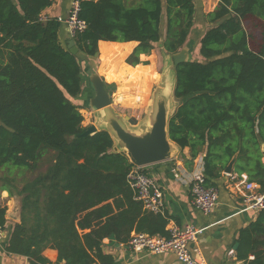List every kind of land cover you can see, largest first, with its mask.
<instances>
[{
  "label": "trees",
  "instance_id": "trees-1",
  "mask_svg": "<svg viewBox=\"0 0 264 264\" xmlns=\"http://www.w3.org/2000/svg\"><path fill=\"white\" fill-rule=\"evenodd\" d=\"M79 1L87 27L73 39L86 60L63 45L58 18L41 17L53 0H0V170H34L54 152L47 170L19 191L20 222L0 206L7 251L31 264H115L104 251L112 235L119 243L133 231L167 235V219L135 199L127 182L134 164L112 151L110 132L76 137L88 128L76 99L84 100L85 72L98 68L99 56L101 74L118 83L125 64L147 65L155 49L173 54L188 40L191 50L199 45L200 58L175 66L179 106L169 137L193 159L204 154L207 184L216 186L235 158L234 172L247 173L264 192V0H219L202 19L203 30L210 28L201 35L193 32L195 0ZM247 21L259 30L258 41ZM101 40L137 45L128 55L131 44L108 52L119 43L99 49ZM1 190L11 192L8 185ZM256 233L264 234V209L246 230V255L255 253L248 264H264Z\"/></svg>",
  "mask_w": 264,
  "mask_h": 264
},
{
  "label": "crops",
  "instance_id": "crops-1",
  "mask_svg": "<svg viewBox=\"0 0 264 264\" xmlns=\"http://www.w3.org/2000/svg\"><path fill=\"white\" fill-rule=\"evenodd\" d=\"M73 1L74 0H53L52 4L42 11L41 17L43 19L65 18L68 15ZM195 2L197 7L195 20L197 21L198 16L202 22L205 14L213 11L218 5L219 0H195ZM196 26L197 24L194 25L193 32L197 30L201 32L200 35L203 34V31L210 28L209 24L205 25V30H203V26ZM59 37L63 45L67 48L68 45L71 44V41L74 40L65 24H62L59 30ZM188 41L186 44H189ZM101 43H119L118 46H107L106 50L108 52L123 48L125 47L124 44H131V50L128 55L137 45L135 41L112 42L101 40L99 42V49ZM199 47L198 45L196 48L198 53ZM147 59L149 60L150 56L146 58V60ZM148 65L154 67L152 63ZM125 67L129 68V65L125 64L122 68ZM93 93L94 91L90 92L87 85L84 84L81 96H93ZM149 100L150 103L139 105L140 108L138 109L133 107L132 109L127 108L130 114L124 117L129 118L132 127L137 128L147 121L152 102L150 97L148 98V101ZM85 101L86 99L84 97V100H81L80 104L85 105ZM178 106L179 102L176 100L175 96H173L171 99L169 118L175 113ZM86 113L88 112L86 111ZM91 123L92 125L95 124V122ZM114 144L117 145L115 141ZM262 148L264 150V145H262ZM203 155L204 154L201 153L197 158L193 159L189 148L182 149L178 147L177 151L173 153L170 159L143 167L146 173L159 182L164 191L165 208L163 216L168 221L166 230L171 224H176L181 227L193 225L203 229L199 237V246L208 264H248L250 260L255 258V253L251 251L246 255V237H248L246 230H249L251 225L257 221L261 212L243 204L242 197L245 193L243 191V184L245 178L250 180L249 176L247 173H235L234 169L231 174H226L224 170L222 176L215 181L216 187L219 190L218 204L210 214H204L193 205L190 185L187 182L191 173L202 160ZM262 160L264 162V157ZM177 170H179V172ZM4 194L8 195V191H3L2 200L7 198ZM9 203L10 201L0 202L1 207H7V214L12 208ZM12 221L17 223L20 222V219L18 221ZM5 231L6 230L2 231V237L0 238V264H31L27 256L9 253L7 251L9 231ZM251 235L254 236L255 233L251 232ZM104 242L106 244L104 246V251L115 258V264H182L173 252L161 254L145 252L134 255L127 243H119L115 240V244H111L109 238L105 239ZM256 243H258L256 251L262 252L264 255V234L256 233Z\"/></svg>",
  "mask_w": 264,
  "mask_h": 264
},
{
  "label": "water",
  "instance_id": "water-1",
  "mask_svg": "<svg viewBox=\"0 0 264 264\" xmlns=\"http://www.w3.org/2000/svg\"><path fill=\"white\" fill-rule=\"evenodd\" d=\"M68 49L79 59H87V56L79 50L74 40L68 45ZM190 50L191 45L189 43L176 53L169 54L171 56L168 67L164 70L161 82L154 91L148 119L137 128L131 126L128 117H124L114 110L112 95L107 89L105 81L98 73L92 72L90 81L94 93L87 100V103L95 112L97 122L76 137H84L100 130H107L117 143V145L114 144L112 151L125 153L131 163L137 167H145L170 159L179 147L170 139L168 128L171 99L174 96L176 83L175 66L189 61ZM234 162L235 158L226 167V174L233 172ZM7 217L16 221L20 219L19 202L14 203ZM109 239L111 244H115V235Z\"/></svg>",
  "mask_w": 264,
  "mask_h": 264
},
{
  "label": "built area",
  "instance_id": "built-area-1",
  "mask_svg": "<svg viewBox=\"0 0 264 264\" xmlns=\"http://www.w3.org/2000/svg\"><path fill=\"white\" fill-rule=\"evenodd\" d=\"M80 10V1L74 0L68 15L65 18H58L67 26L72 37L83 32L87 27L86 22L79 16ZM127 182L134 191L135 199L142 202L146 210L164 215V191L159 182L146 173L143 167L134 166L127 175ZM187 182L190 185L193 205L204 214H210L218 204L219 190L216 186L206 183L204 158L198 163ZM259 188V184L245 178L243 204L256 211L264 209V192ZM202 232L203 229L193 225L181 227L171 224L167 228L166 236L148 232H133L127 244L134 255L145 252L153 254L173 252L182 264H208L199 246V237ZM1 237L2 232L0 231ZM51 264L63 263L53 262Z\"/></svg>",
  "mask_w": 264,
  "mask_h": 264
},
{
  "label": "rangeland",
  "instance_id": "rangeland-1",
  "mask_svg": "<svg viewBox=\"0 0 264 264\" xmlns=\"http://www.w3.org/2000/svg\"><path fill=\"white\" fill-rule=\"evenodd\" d=\"M197 26L196 27H202L203 24L201 23V19L197 16ZM245 27L247 29V32L250 34V36L254 39V41H258L260 38V32L256 28L255 24L251 21L245 22ZM169 54H167L165 51L161 49H155L152 54L150 55L149 64H154V67L152 65H137L134 67H125L122 68L120 71V75L118 78V83L115 82H108L103 74L100 72V57H99V65L98 68L94 71L93 69L86 70V83L87 88L90 90V92H93L92 84L90 81V75L92 72L98 73L101 78L105 81L106 87L107 84H109V87L107 89L111 92L112 95V106L114 107V110L119 113L122 116H129L130 112L127 110V108H140L141 105L150 103V100L148 101V98L152 99L155 89L159 86L162 74L164 70L168 67V62L170 60ZM198 57L200 58L199 53L196 50H190V58L192 57ZM156 68V70H155ZM120 95H117L119 94ZM120 96V98H119ZM86 98L85 105L81 106V113L84 116V122L83 125L85 127H89L92 125L91 122H97L96 114L92 111L89 104L87 103V100L91 97L89 96ZM79 103L82 100V97H79V99H76ZM142 103V104H141ZM140 105V106H139ZM86 111L88 113H86ZM93 112V113H91ZM92 115H91V114ZM132 113V112H131ZM54 160V152H49L45 154L38 162L37 168L34 170H22L18 169L14 166H6L5 168H11L14 169L12 173H9V170L7 169H1L0 170V202H7L10 201V206L13 208L15 202H19L20 206V218H21V207H22V197L23 194L20 193V189L24 187L27 183L34 180L39 174L44 173L49 165ZM13 175L12 177H9V175ZM15 177V180H14ZM3 178H8V180H4ZM8 185L10 187L11 192H8L7 194H4V196H7L5 200H2V193L3 190H1V186ZM11 208V209H12ZM10 209V210H11Z\"/></svg>",
  "mask_w": 264,
  "mask_h": 264
}]
</instances>
